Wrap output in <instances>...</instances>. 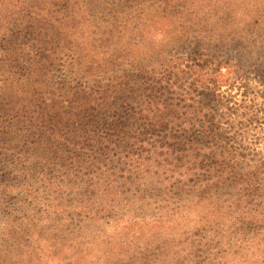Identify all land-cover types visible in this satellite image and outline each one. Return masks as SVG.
I'll list each match as a JSON object with an SVG mask.
<instances>
[{
  "label": "trees",
  "instance_id": "trees-1",
  "mask_svg": "<svg viewBox=\"0 0 264 264\" xmlns=\"http://www.w3.org/2000/svg\"><path fill=\"white\" fill-rule=\"evenodd\" d=\"M24 1L0 74L65 45L86 81L39 80L47 124L3 82L0 264H264V0Z\"/></svg>",
  "mask_w": 264,
  "mask_h": 264
},
{
  "label": "rangeland",
  "instance_id": "rangeland-1",
  "mask_svg": "<svg viewBox=\"0 0 264 264\" xmlns=\"http://www.w3.org/2000/svg\"><path fill=\"white\" fill-rule=\"evenodd\" d=\"M43 1L54 2V0H43ZM37 2H38V0H34V5L38 4ZM25 3L26 2L24 0L21 2H18V0H16V4H18V7L15 8L16 5H14L13 8H15L16 11H20V12H23L24 14H26V13H28V11L27 10L25 11V6H24ZM38 8L39 7H37V5L34 7V9H35L34 13L38 12ZM34 17H35L34 29L31 27V30L33 29V32L29 33V34H30V36H33V38H34L33 42H34V45L36 47V43H35L36 38L40 37L42 39H47V40L51 41V36L47 35V33H45V31H43V29H39L38 32L35 31V29L39 26L38 25L39 22H38V17L35 16V14H34ZM31 19H32V17L25 16V18H23V20L21 19L22 20L21 22H17V23L12 22V24L15 28H18L19 30L26 32L28 26H31V25H29ZM27 20H29L28 23L24 22ZM1 36L2 35L0 34V37ZM64 46L65 45H63V47L62 46L59 47V51L55 54L56 57L57 56H61V57L65 56L61 63L58 61H55L54 66L57 67V69H55V70H51L49 68V71H48L46 66H44L42 64H38L36 62V59L34 58V56L32 59H30L29 55H25L27 60L30 61L29 65H27L26 67H23V66H20V64H18V63L16 65L14 64L13 68L20 67L21 70L18 71V73L15 72L11 78L6 71H4L0 74V90L3 91L5 89L3 82H5L7 80V78H9V82L6 84H9L14 79V84H16L17 90L19 92L20 101L23 103L21 108H20V111L18 113L17 123L24 124V119L27 117V114H30L33 111L34 112V121L39 120V121H41L40 123L47 124L46 121H42L43 115L41 117H39V115L36 111L37 110L36 109V103L43 101V95H45L44 92H40V90H38V88L36 87V86H39L38 84H40V83H38L39 80L45 81L44 83L41 82V86L43 85L44 88L48 82L50 84H52L54 82V80H56V79L60 80L61 78L68 79V81L70 83L74 82L75 78L86 81V79L84 77H81L80 75H78L81 72V70L84 68V66L78 67L71 60V54L73 53L74 50L71 48L70 49H68V48L64 49ZM36 49H34L32 51H34V53L38 52L39 48L36 47ZM15 51L18 52V54L15 53ZM9 52L12 55H16L17 58H19V55L25 53V52L24 53L21 52L20 48H15V47L10 48ZM29 52H31V49L29 50ZM0 55H1V51H0ZM38 56H39L38 58L41 57L40 55H38ZM239 57L241 58V62L243 63L242 64L243 67L247 66V64H245V61L250 63L249 67L250 66L257 67L256 64H264V57L261 61H259V59L256 60L254 58L249 59L248 56H245V54H242V56L239 55ZM46 78H48V79H46ZM48 90H51V88L49 87ZM7 91L12 92L10 89H7ZM22 107H24V108L22 109Z\"/></svg>",
  "mask_w": 264,
  "mask_h": 264
}]
</instances>
